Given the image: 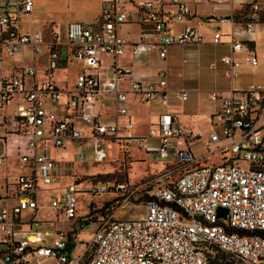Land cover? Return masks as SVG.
<instances>
[{
    "label": "built area",
    "instance_id": "obj_1",
    "mask_svg": "<svg viewBox=\"0 0 264 264\" xmlns=\"http://www.w3.org/2000/svg\"><path fill=\"white\" fill-rule=\"evenodd\" d=\"M189 2L231 5V0H104L93 20H69L65 40L60 41L54 31L47 35L40 29L20 27V15L32 9L33 0H0V66L3 56L22 46H28L33 56L42 47L47 51L41 77L36 76L34 63L0 73V108L14 95L19 97L15 111H0V160L5 156L6 137L14 135L21 141L14 143V153L25 169L12 182L3 183L0 197L12 201L0 206V264H30L44 258L55 259V264H219L218 254L224 255L227 264H264V81L234 86L240 60L232 53L222 55V72L230 85L224 90L208 89V98L218 105L205 135L161 112L148 129L157 137L151 145L130 133V121L118 126L114 120L126 111V91L118 81L130 72V66L117 65L115 56L127 44L134 54L154 50L159 64L155 80L132 77L128 91L142 101L156 98L167 104L166 47L204 40L191 22L174 29L189 15ZM260 17L257 0L237 9L230 6L228 14L212 17L230 24L231 51L244 50L253 68L257 65L254 53L235 32L251 34ZM129 21L138 25L135 39L118 31ZM210 40L221 42L222 33L214 30ZM102 54L110 56L108 64ZM64 61H77L80 67L66 88L52 76ZM107 68L109 74L104 73ZM175 94L185 98L187 93ZM105 97L113 101L109 120H103L96 109V102ZM49 102L60 109L48 107ZM202 136L200 154L175 141ZM106 142L121 145L124 151L143 149L160 158L170 157L171 162L143 182L142 187L149 186V196L143 200L140 216L106 214L99 217L87 239L68 238L66 230L79 216L78 188L73 177L65 184L59 182L67 173H59L64 166L47 155L46 146L57 150L77 143L73 158H82L87 147L92 160L102 161ZM212 154L216 158H210ZM25 209L29 214L20 218ZM39 210H44V217H35ZM56 221H66L67 227L54 226ZM39 222L52 227L37 228Z\"/></svg>",
    "mask_w": 264,
    "mask_h": 264
},
{
    "label": "rangeland",
    "instance_id": "obj_2",
    "mask_svg": "<svg viewBox=\"0 0 264 264\" xmlns=\"http://www.w3.org/2000/svg\"><path fill=\"white\" fill-rule=\"evenodd\" d=\"M102 0H33L32 10L25 14L21 19V26L25 30L41 29L47 31L46 24L51 21L53 25H57V31L60 38L63 40V28L69 20L89 21L94 18L100 9ZM264 5V0H262ZM207 27V26H205ZM221 28L225 26L221 25ZM209 34L206 29L205 37ZM192 53L187 52L186 49L177 48L171 57L175 64L180 68L191 69L195 67L196 61L192 59L195 53L198 55V64L206 67L213 74L221 69L219 56L225 53L226 46L224 44L213 43H200L193 46ZM192 47V48H193ZM257 66L251 68L246 61H241L238 66L240 76L254 78L255 80H264V43H256L255 46ZM184 57V60L182 58ZM12 60H17L24 63L31 62L30 53L23 51L16 53L14 57H7L4 59L3 64L0 66V73L8 68ZM35 60L38 65H45L47 63V51L45 47L35 55ZM192 60V61H191ZM210 62H214V67L209 68ZM79 63L72 61L71 63H63L59 65L55 71V80L58 85L63 84V80L67 85L71 84L75 73L78 71ZM19 101V97L14 95L7 105H4L0 111L12 113L16 109L15 102ZM183 110L190 109L194 103L190 98L180 101ZM198 103L206 106L207 101L204 97L199 98ZM49 106V105H47ZM152 111L161 109L156 100H151L148 104ZM208 127L205 118H201L198 122L197 129L202 133ZM199 132V133H200ZM200 133V134H201ZM21 142L20 139L8 137L6 139V152L5 156L0 160V195L4 194L3 183L12 182L15 176L21 171L18 164L17 157L13 152V144ZM40 144L38 145V148ZM47 155L55 158L59 162H63L65 169L62 172L67 174L60 179V183L65 184L73 176L76 178V185L78 192L76 194V202L78 206V214L81 216L88 212L86 220H90L87 225H82L76 228L75 240H84L89 237L93 226L101 215L111 214L118 218L137 217L143 213V190L142 184L145 180L153 177L159 170V156L152 158L151 154L132 148L131 150L124 151L121 145L117 148L111 142L105 143L106 157L102 161L92 160L91 154L86 147L85 154L82 158H73V150L78 145L67 146L62 149L54 150L50 145H47ZM191 148L196 154L203 152L202 142L197 141L192 143ZM216 158V154L210 155ZM243 165V163H241ZM103 186L104 189H100ZM132 189V192H127ZM12 201L10 197H0V206L9 204ZM89 202V203H88ZM30 210L25 209L21 212L20 218H24L29 214ZM35 217H44V210H39ZM56 225L60 228H66V221H57ZM37 228L46 229L52 227L44 222H39ZM78 248V247H77ZM30 264H55V259L44 258L39 262H31Z\"/></svg>",
    "mask_w": 264,
    "mask_h": 264
},
{
    "label": "crops",
    "instance_id": "obj_3",
    "mask_svg": "<svg viewBox=\"0 0 264 264\" xmlns=\"http://www.w3.org/2000/svg\"><path fill=\"white\" fill-rule=\"evenodd\" d=\"M103 1L104 0L101 1V4ZM246 1L248 0H231V5L229 4V2H221V3H218V2H214V3L189 2L187 4L189 8V15L186 16V18H184L183 20L175 23L174 29H177L182 24V22H185V21L191 22L202 33L204 40L198 43L171 44L166 47V51L164 55V65H165V79H166L165 90L167 94V104L165 106L162 105L156 98L150 99L147 101H142L138 99L135 95H133L131 92L128 91L129 81L132 77H137L140 79L151 80V81L155 80L156 70L159 64H158V58L154 50L141 51L137 54H134L132 53L130 46L128 44L125 45L124 51L121 54L115 56V62L117 65L130 66V72L124 75L118 81V86L126 91L125 99L123 101V104L126 107V111L124 113L116 114L114 118L116 124L118 126H122L124 122L130 121L132 123V126L130 127L129 131L134 137L144 138L149 144L155 145L157 143V137L155 135H150L148 132V129L152 127L153 125H155L156 118L159 113L167 112L171 115L172 119L175 122H177L179 125L187 127L192 130H197V131H199L197 129L199 120L201 118H205V121L207 122L208 127L202 133L199 131L201 135H205V133L208 131L211 125L210 115L216 109L218 105L217 101L214 102L208 98L207 91L208 89H211V88H220L224 90V89H227V87L230 85V81L224 76L222 72L223 65L220 61V57L222 55H227L229 53H232L233 56H235L237 59L240 60V63L242 60L246 61L245 59L246 52L244 50L231 51V48L228 42V37H227V32L229 30L230 24L226 21H221V22L217 21L216 19H213L212 17L222 15V14H228L230 12V6H232L234 9H237L242 3ZM257 1L259 2L260 7H261V17L254 25L252 33L251 34L244 33L238 30L235 32V36L238 39L242 40L253 51L256 61H257L256 51H255L256 43H264V5H262V0H257ZM100 8H101V5H100ZM168 8L172 9L173 7L168 6ZM29 12L22 13L20 15L19 21H20L21 28H22L21 19L25 14ZM94 18H92L91 20H93ZM65 25L63 28V35H64ZM221 25L225 26V28H221ZM46 26H47V31L46 32L44 31L45 34L47 33L49 34L50 31H54L56 33L57 38L60 41L65 40V38L62 40L60 36L58 35V31L56 28L57 25H53L51 21H49L46 24ZM234 28L237 29V25H234ZM206 29L209 30V34L205 37ZM216 29H218L222 33V41L219 43H213L210 40L211 34ZM28 31H31V30H28ZM118 31L120 34H122L126 38L135 39L137 37L138 25L134 21H129L127 23L121 24L118 28ZM207 42L213 43V44H224L226 46L225 53L219 56V62L221 63V69L217 71V74H213L214 71L210 72L206 67L200 66V64H198L199 58H198L197 53H195V57L192 59L193 61H196V65L195 67H192L191 69L187 68L183 70L182 68L179 67L178 64H175L172 61L171 57L173 56V52L175 49L177 48L186 49L187 52L192 53L193 49H196V47L194 48L193 46H196L200 43H207ZM61 45L62 47L65 46L64 44H61ZM23 51L30 53L31 62L24 63V62H20L17 60H12L9 67L5 68L1 73H7L8 71L11 70V68L17 65H30L34 63L36 67V76L41 77L42 71L46 64L38 65L35 60V55L34 56L32 55L31 50L28 46H22L19 51L13 53L12 55L3 56V62L5 58L14 57L16 53L20 54V52H23ZM101 57L105 64L109 63L110 61L109 55L102 54ZM182 60H184V57L182 58ZM71 62L72 61L60 62L58 64V67L53 70L52 76L55 82L56 80H55L54 75L56 73L55 71L58 70L59 65L63 63H71ZM247 64L249 65L248 62ZM208 67L213 68L214 62H210ZM79 69L80 67L78 68V71ZM109 72H110L109 68L104 69L105 74H109ZM74 77H73V80H74ZM253 81H259V80H255L254 78H251V76H248L247 78L242 77L240 76L239 71L237 75L233 78V84L236 87H244L249 82H253ZM261 81H264V80H261ZM62 82H63L62 85H58L57 82L56 84L62 88L69 87L72 84L71 82V84L67 85L65 80H63ZM180 90L186 91L187 94L185 98H179L176 96L175 92L180 91ZM187 97L191 99V102L194 103V105L188 110H183L180 101L186 99ZM201 97H204L205 100L207 101L206 106L198 103V100ZM151 100H156L161 109L152 111L148 106ZM7 104L8 102L5 105ZM46 105H49L48 107L52 109H56V110L60 109L59 106L55 102L54 103L49 102ZM2 107L0 109H2ZM96 109L98 110L99 114L102 116L103 120H109L110 113L113 111L112 99L109 97L99 99L96 102ZM2 112L10 113L6 111H2ZM175 141L180 146H188L189 148H191L192 143H195L197 141L203 142V136L195 138V139H187V140L182 139V138H177ZM112 145L114 144L112 143ZM202 146H203V143H202ZM114 147L117 148L115 145ZM140 150L142 151V149ZM145 152L150 153L152 158H156L158 156L155 153H151L149 151H145ZM209 157L212 158L211 156ZM158 161L160 163V167L158 170H161L163 167L170 165L171 159L170 157L159 158ZM61 163L63 164V162ZM18 164L21 167V171L19 172L24 171L25 170L24 167L19 162ZM63 169H65V166ZM63 169H61L59 173H66V172H62ZM56 223L57 221L54 223V226L58 227Z\"/></svg>",
    "mask_w": 264,
    "mask_h": 264
},
{
    "label": "trees",
    "instance_id": "obj_4",
    "mask_svg": "<svg viewBox=\"0 0 264 264\" xmlns=\"http://www.w3.org/2000/svg\"><path fill=\"white\" fill-rule=\"evenodd\" d=\"M8 137H14V138L16 139V137H15L14 135H8V136L6 137V139H7ZM13 146H14V144H13ZM13 152H14V149H13ZM72 177H73V176H72ZM72 177H71V178H72ZM71 178L69 179V181H71ZM72 181L76 184V178H75V177H73ZM141 190H143V195H144V197H145V198H144V200H145V199L148 198V196H149V195H148V192H147V191L149 190V186L141 187ZM77 207H78V206H77ZM77 210H78V208H77ZM88 210H89V208H88ZM88 210H87V212L85 213V215L81 216V215L79 214V216L76 217V220L69 224V227H68V229L66 230L67 235H68V238H75V237H76V228L81 227V223H83V222H85V221H87L88 223L90 222V220H86V216L89 215ZM77 212H78V211H77ZM104 215H106V213H105ZM104 215H101L100 217H102V216H104ZM97 220H98V219H97ZM218 256H219V261H218L219 264H227V262H226L225 259H224V255H223V254H218ZM214 261H215V260H214ZM214 261H213V262H214ZM236 264H239V263H236Z\"/></svg>",
    "mask_w": 264,
    "mask_h": 264
},
{
    "label": "water",
    "instance_id": "obj_5",
    "mask_svg": "<svg viewBox=\"0 0 264 264\" xmlns=\"http://www.w3.org/2000/svg\"><path fill=\"white\" fill-rule=\"evenodd\" d=\"M219 210L223 211L224 209H223V208H219ZM218 214H221V213H220V211H219V213H218Z\"/></svg>",
    "mask_w": 264,
    "mask_h": 264
}]
</instances>
